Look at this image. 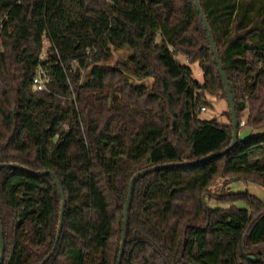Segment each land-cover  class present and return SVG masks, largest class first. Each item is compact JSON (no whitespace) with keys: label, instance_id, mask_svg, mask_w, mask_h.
Listing matches in <instances>:
<instances>
[{"label":"trees","instance_id":"obj_1","mask_svg":"<svg viewBox=\"0 0 264 264\" xmlns=\"http://www.w3.org/2000/svg\"><path fill=\"white\" fill-rule=\"evenodd\" d=\"M200 3L239 122L223 155L231 112L227 124L200 119L209 97L228 96L195 0H0V13L10 10L0 35V164L55 173L67 199L57 243L55 179L0 169L3 264L50 255L46 264H119L133 177L189 163L136 181L122 264H264V202L249 192L218 196L226 208L207 202L219 179L264 188V132L240 136L264 130V0ZM44 33L51 53L41 61ZM126 48L133 54L111 66ZM40 64L52 81L35 91Z\"/></svg>","mask_w":264,"mask_h":264},{"label":"water","instance_id":"obj_2","mask_svg":"<svg viewBox=\"0 0 264 264\" xmlns=\"http://www.w3.org/2000/svg\"><path fill=\"white\" fill-rule=\"evenodd\" d=\"M195 1H196L197 8H198V10H199V12L201 14V18H202V21L204 23L205 29H206V31L208 32V35H209V39H210V42H211L212 50H213L214 56L216 58L217 65H218L220 74L222 76V79H223V82H224V85H225L226 93H227V96H228V103H229L230 111H231V115H232V123H233V140H232V143L230 144V146L227 149H225L224 151H222L219 154H216V155H223V154L228 153L232 149H234L235 146L238 143V140H239V122H238V117H237L236 103H235L234 96L232 94V90H231V87H230L229 80H228L227 75H226L225 70H224L223 62L221 60L219 51L217 49V45H216V42H215L211 27H210V25H209V23L207 21V18L205 16L204 12H203L200 0H195ZM211 157L212 156L206 158L205 160H207V159H209ZM191 164L192 163H189V164H167V165L156 166L154 168L147 169V170H144L142 172H139L133 177V179L131 180V183H130L129 195H128V198H127V201H126V205H125L124 225H123V242H122V245H121L119 264H122V258H123L124 252H125L126 243H127V239H128L129 214H130V210H131V206H132V201H133V195H134V189H135L136 181L139 178H141L142 176H144V175H146L148 173H151L153 171L159 170L161 168L182 167L184 165H191ZM4 167L24 169V170H27V171H29V172H31L33 174H36V175H51L55 179L56 184H57V186H58V188L60 190L61 197H62L60 221H59L58 234H57V240H56V242L58 243L60 238H61V233H62V230H63L65 212H66V207H67V199H66L65 192H64L63 188L61 187V184H60L56 174L51 172V171L34 172L33 170H30V169H28V168H26V167H24V166H22L20 164H16V163L0 164V169L4 168ZM5 250H6L5 240H4V235H3V231H2L1 223H0V264L4 263ZM50 257H51V255L48 256L41 264H46V262L50 259ZM250 260L253 261L254 257L251 256Z\"/></svg>","mask_w":264,"mask_h":264},{"label":"rangeland","instance_id":"obj_3","mask_svg":"<svg viewBox=\"0 0 264 264\" xmlns=\"http://www.w3.org/2000/svg\"><path fill=\"white\" fill-rule=\"evenodd\" d=\"M132 51L128 50L127 48L124 50H116L114 51V54L112 56V59L110 60L109 64L113 67H116L117 63L125 58H128L132 55ZM179 60L181 63L186 64V59L182 56L179 57ZM194 71V76L202 79V70L199 66V64H194L191 66ZM140 83L145 84L146 86H151L153 83L152 79L140 81ZM209 99L212 102V107H208L206 111L201 112L200 119L202 120H216L221 124H227L230 123L231 119L229 117L230 107L229 103L226 99H219V98H212L209 97ZM245 121L242 123V126H244ZM264 130H251V129H243L240 132V136L242 138L247 137L250 134H259L263 133ZM225 186L224 180L219 179L217 183L212 187L211 189V195L212 197L207 200L210 207L213 208H226L229 207V203L225 201H221L218 196L224 193H245L249 192L250 194L258 197L260 200L264 202V188L251 183V182H245V181H234L229 183L225 186V192L223 191V188ZM239 207H246L242 203H238Z\"/></svg>","mask_w":264,"mask_h":264},{"label":"built area","instance_id":"obj_4","mask_svg":"<svg viewBox=\"0 0 264 264\" xmlns=\"http://www.w3.org/2000/svg\"><path fill=\"white\" fill-rule=\"evenodd\" d=\"M9 11H3L0 13V35L5 28L6 21L9 19ZM42 39H43V49L40 55V60L46 61L48 59V54L51 53V50H50L51 44H50L49 38L47 37V33H44L42 35ZM53 52L57 54L59 53L57 48H55ZM51 81H52L51 78L47 74L46 70L42 67V65L41 64L38 65L35 76L33 78V82H32L33 89L35 91L48 90L49 85L51 84ZM206 110H207L206 107H202L200 109L201 112L206 111Z\"/></svg>","mask_w":264,"mask_h":264}]
</instances>
